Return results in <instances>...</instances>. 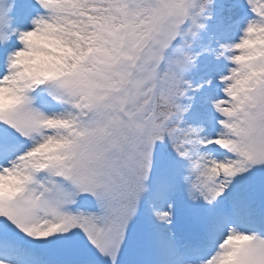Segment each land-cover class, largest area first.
Masks as SVG:
<instances>
[{
    "label": "snow or ice",
    "instance_id": "6c2138e0",
    "mask_svg": "<svg viewBox=\"0 0 264 264\" xmlns=\"http://www.w3.org/2000/svg\"><path fill=\"white\" fill-rule=\"evenodd\" d=\"M0 264H264V0H0Z\"/></svg>",
    "mask_w": 264,
    "mask_h": 264
}]
</instances>
